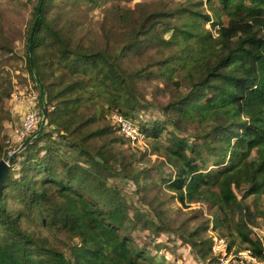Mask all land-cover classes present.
I'll return each mask as SVG.
<instances>
[{
  "label": "trees",
  "instance_id": "trees-1",
  "mask_svg": "<svg viewBox=\"0 0 264 264\" xmlns=\"http://www.w3.org/2000/svg\"><path fill=\"white\" fill-rule=\"evenodd\" d=\"M26 27L21 56L0 14V160L12 60L37 91L17 144L46 125L0 187V264H217L214 235L264 264V0H37ZM171 201L208 216L176 224Z\"/></svg>",
  "mask_w": 264,
  "mask_h": 264
},
{
  "label": "rangeland",
  "instance_id": "rangeland-1",
  "mask_svg": "<svg viewBox=\"0 0 264 264\" xmlns=\"http://www.w3.org/2000/svg\"><path fill=\"white\" fill-rule=\"evenodd\" d=\"M37 0H0V14L2 17V23L3 26L7 32V34L12 38L15 51L18 54L23 55L24 51V42L26 38V26L28 24V20L31 18V13L33 10V6ZM119 4L121 5H128L133 0H118ZM87 12H90L91 14V21L94 25H98L100 22V19L103 15V12L101 8L96 10H86ZM96 25V26H97ZM1 61V60H0ZM2 65L6 63V61H1ZM6 67L10 70L11 79L14 85V91L12 93V97L9 101V105L11 108V115L12 117H17V120L13 122V120L8 121L4 124V133L7 136L6 143L8 142V148L10 150L9 154L13 151H16V154H18L22 149L19 148V144H17L13 138L15 128L18 127V123H20L23 115L25 112L32 109L33 104H35L34 100L33 102L29 103L28 100L26 101H17L14 99V95L22 96L21 100L23 98H26L28 94H35L37 91L32 87L31 82L28 79L27 72L24 70V61L23 59L20 61H14L12 60ZM22 78H25L24 81L21 80ZM19 120V121H18ZM18 121V123H16ZM149 141L144 138V140L140 141L141 144H145L143 146L148 147ZM139 144V143H138ZM120 147H125V145H122ZM152 159H154V156H152ZM260 205L263 208V201L260 200ZM180 204L176 201H171L168 205V210L170 216L173 218L176 224H179L182 221H185V225L189 229H193L198 219L201 216L207 217V206L203 205L202 203H193L188 205L187 207H181L180 210L178 209ZM193 216H196L193 218ZM257 232V234L260 236L262 243L264 244V225L261 223H258V225L254 228ZM210 232V229L206 231V234L208 235ZM224 238V237H223ZM225 239V238H224ZM226 240V239H225ZM238 246H245V245H238ZM181 248V247H180ZM186 246H182V249L179 250L183 253V264H200V262L195 259L194 255L191 253H188V251L185 249ZM233 253L234 249L237 248V246H233ZM179 249V248H178ZM243 250V249H242ZM107 258H104L102 260L96 261V262H103L110 263V261H113L114 255L110 253L108 250L105 251ZM212 253L216 255L213 250ZM217 257V255H216ZM216 262L218 264V257L216 259ZM260 261L258 259L253 264H259Z\"/></svg>",
  "mask_w": 264,
  "mask_h": 264
},
{
  "label": "built area",
  "instance_id": "built-area-1",
  "mask_svg": "<svg viewBox=\"0 0 264 264\" xmlns=\"http://www.w3.org/2000/svg\"><path fill=\"white\" fill-rule=\"evenodd\" d=\"M22 96L14 95L17 101H26L32 103L35 99V94L27 95L21 100ZM25 112L20 124L14 131L13 138L16 143H19L29 132H31L38 122V111L33 108ZM112 121L119 127V130L124 136L128 137L131 144H140L144 140V134L137 128L135 124L123 118L120 114H112ZM141 145H145L144 143ZM212 250L218 257V264H245L247 262L255 263L257 258L251 254L250 250L245 249L233 253V248H227V243L223 237L213 236Z\"/></svg>",
  "mask_w": 264,
  "mask_h": 264
},
{
  "label": "water",
  "instance_id": "water-1",
  "mask_svg": "<svg viewBox=\"0 0 264 264\" xmlns=\"http://www.w3.org/2000/svg\"><path fill=\"white\" fill-rule=\"evenodd\" d=\"M36 20H37V18H35V21L33 24L34 26H35ZM31 35H32V33L30 34V36ZM29 52H30V49H29ZM30 62H31V57H30ZM42 97H43V89L41 88L39 91V100L40 101L42 100ZM41 110H42V116L40 118L38 129L34 133L30 134L28 137L25 138V140L20 144V146L18 148L19 150L24 148L26 146V144L32 138H34L35 136H37L39 133H41L43 131V128L46 125V116L44 114V108L43 107H41ZM15 155H16V151H13L8 155L7 158L0 160V187H1L3 180L5 179V177L7 175L9 162L15 157Z\"/></svg>",
  "mask_w": 264,
  "mask_h": 264
},
{
  "label": "crops",
  "instance_id": "crops-1",
  "mask_svg": "<svg viewBox=\"0 0 264 264\" xmlns=\"http://www.w3.org/2000/svg\"><path fill=\"white\" fill-rule=\"evenodd\" d=\"M15 120H17V117H13V122H15ZM19 121V120H18ZM18 121L16 123H18ZM19 124V123H18Z\"/></svg>",
  "mask_w": 264,
  "mask_h": 264
}]
</instances>
